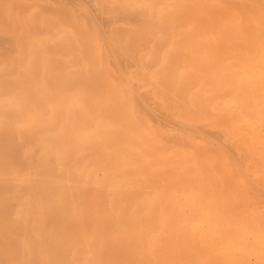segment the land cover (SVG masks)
I'll return each instance as SVG.
<instances>
[{"label":"bare ground","instance_id":"obj_1","mask_svg":"<svg viewBox=\"0 0 264 264\" xmlns=\"http://www.w3.org/2000/svg\"><path fill=\"white\" fill-rule=\"evenodd\" d=\"M0 264H264V0H0Z\"/></svg>","mask_w":264,"mask_h":264}]
</instances>
